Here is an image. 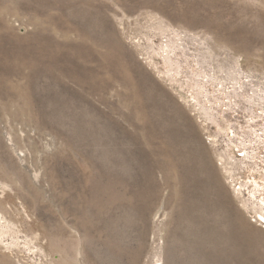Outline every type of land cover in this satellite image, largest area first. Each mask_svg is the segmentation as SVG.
Instances as JSON below:
<instances>
[{
	"label": "rangeland",
	"instance_id": "obj_1",
	"mask_svg": "<svg viewBox=\"0 0 264 264\" xmlns=\"http://www.w3.org/2000/svg\"><path fill=\"white\" fill-rule=\"evenodd\" d=\"M190 140L264 236V0H0V264H220Z\"/></svg>",
	"mask_w": 264,
	"mask_h": 264
},
{
	"label": "bare ground",
	"instance_id": "obj_2",
	"mask_svg": "<svg viewBox=\"0 0 264 264\" xmlns=\"http://www.w3.org/2000/svg\"><path fill=\"white\" fill-rule=\"evenodd\" d=\"M159 133L161 135L165 132ZM179 135L178 131L173 134L169 131L165 133L168 141L172 139L173 143L179 141ZM190 142L191 144L188 145L193 149H188L184 156L182 150H176L177 159L179 158L180 160L178 165L182 168V177H179V180L187 190L183 214L190 222L203 224L201 234H203L202 236H204L205 240L211 241L215 238L218 242V248L221 247V244L227 243L226 248L228 249L231 244L232 249L226 253L227 257L216 259L217 263L264 264V254L263 256H258L264 243L262 234L254 232L251 226L244 223L246 221L241 216L230 218L226 214L228 224L226 227L222 226L221 212L223 213L225 207L230 205V202L228 198L219 202L218 196H213L215 201L213 202L210 196L208 197L207 186L209 182L206 178L210 174L209 168H212L211 161L207 157L203 158V151L200 147L195 146L191 140ZM34 180H41L40 173H34ZM218 186L217 183H214L212 188H217Z\"/></svg>",
	"mask_w": 264,
	"mask_h": 264
}]
</instances>
